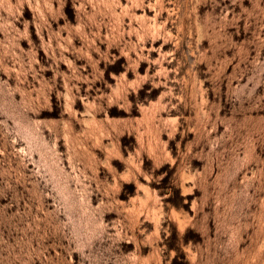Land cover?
I'll return each mask as SVG.
<instances>
[{
  "label": "rangeland",
  "instance_id": "obj_1",
  "mask_svg": "<svg viewBox=\"0 0 264 264\" xmlns=\"http://www.w3.org/2000/svg\"><path fill=\"white\" fill-rule=\"evenodd\" d=\"M0 264H264V0H0Z\"/></svg>",
  "mask_w": 264,
  "mask_h": 264
}]
</instances>
